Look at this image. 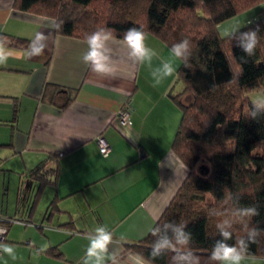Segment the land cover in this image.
Wrapping results in <instances>:
<instances>
[{
	"label": "crops",
	"instance_id": "1",
	"mask_svg": "<svg viewBox=\"0 0 264 264\" xmlns=\"http://www.w3.org/2000/svg\"><path fill=\"white\" fill-rule=\"evenodd\" d=\"M13 3L0 0V37L23 56L0 64V220H11L2 243L15 246L17 259L0 253V264H81L84 237L98 225L124 236L126 259L136 252L125 246L150 232L188 173L172 150L181 119L169 96L176 74L153 87L147 67L132 63L113 37L118 72L101 77L81 60L85 40L56 34L51 18ZM37 32L47 47L29 59ZM10 37L28 44L12 45ZM146 42L160 54L154 66L168 57L164 42L150 34ZM45 83L62 90L43 92ZM67 89L76 90L68 103ZM120 109L130 112L129 122L118 120ZM43 162L53 173L40 187L30 170ZM254 257L244 264H264Z\"/></svg>",
	"mask_w": 264,
	"mask_h": 264
},
{
	"label": "trees",
	"instance_id": "2",
	"mask_svg": "<svg viewBox=\"0 0 264 264\" xmlns=\"http://www.w3.org/2000/svg\"><path fill=\"white\" fill-rule=\"evenodd\" d=\"M262 2L14 0L13 3L17 10L51 18L56 34L81 40L101 27L113 29V37L122 40L125 31L135 26L169 48L185 38L191 41V67L185 68L180 61L175 84L169 91L181 108L172 150L188 173L155 225L186 223L201 264H213L208 257L219 238L216 223L221 217L213 215V211L228 212L237 206L258 208L259 215L253 218L251 226L261 229L262 235L258 243L250 246V255L264 257V113L252 118L248 114L252 100L247 96L250 90L264 88V14L250 18L239 29L258 30L260 44L253 56H247L234 39L219 32L221 22ZM257 9L256 12L264 11V6ZM8 43L26 46L28 40L10 37ZM50 89L58 91L62 87L45 83L43 92ZM67 91L68 103L76 90ZM200 161L205 166L196 168ZM52 173L45 162L30 170V176L40 187ZM10 222L0 220L7 228ZM243 235L242 227L236 224L229 243ZM153 239L149 232L141 240L127 244L125 250L148 257ZM153 264H170V260L165 256Z\"/></svg>",
	"mask_w": 264,
	"mask_h": 264
},
{
	"label": "clouds",
	"instance_id": "3",
	"mask_svg": "<svg viewBox=\"0 0 264 264\" xmlns=\"http://www.w3.org/2000/svg\"><path fill=\"white\" fill-rule=\"evenodd\" d=\"M56 28L60 24H55ZM239 26H234L226 31L230 39L236 41V46L242 49L247 56L255 55L257 46L260 44L258 30L239 31ZM113 40V29L101 27L87 34L85 42L86 51L82 53V62L89 69L101 77H115L118 72V61L114 58L111 41ZM47 36L43 32H37L27 49V58L31 59L43 55L47 47ZM147 35L142 28L130 27L123 37V45L127 49V58L134 64L146 66L149 70L152 86L158 87L163 82L177 73L175 62L183 63L185 68L191 67L192 44L187 38L172 44L167 58L160 59L158 65H153L154 58H159V52L149 47ZM23 58L16 50L7 47L6 38L0 37V64H5L9 59ZM243 60V58H241ZM249 115L256 118L258 114L264 113V97L257 98L251 102ZM213 215L221 217L216 223L218 239L215 240L209 261L213 264H244L245 261L255 260L250 255V246L256 244L262 235V230L251 226L254 217L259 215L256 206H237L228 212L213 211ZM239 224L244 235L237 237L234 243L233 228ZM3 231L0 230V235ZM154 238L149 251L145 257L141 253L129 254L126 259L122 252L121 242L114 233L105 225H98L92 231L86 233L88 241L82 257L81 264H153L159 258L168 256L170 264H201L200 255L194 251V243L191 231L187 230L186 223L166 222L157 223L150 230ZM0 253L12 260L17 259L15 246L0 243Z\"/></svg>",
	"mask_w": 264,
	"mask_h": 264
},
{
	"label": "rangeland",
	"instance_id": "4",
	"mask_svg": "<svg viewBox=\"0 0 264 264\" xmlns=\"http://www.w3.org/2000/svg\"><path fill=\"white\" fill-rule=\"evenodd\" d=\"M264 6V2H262L259 6L252 8L250 10H247L241 14H238L236 16H233L229 19L224 20L223 22L220 23L219 25V32L220 35L225 36L226 31L231 30L234 26H239L240 28L244 27L247 23L245 21V17H249V15L252 13L254 16L252 17V19L255 17H257V15H259L260 17L262 16V14H264V11H261V9H259V11H257L256 13V9ZM258 10V9H257ZM254 18V19H255ZM239 28V29H240ZM248 98H250L252 101L257 99V98H262L264 97V88H255L253 90L248 91L247 93ZM247 100L245 99V105H246ZM243 103V102H242ZM240 105H238L239 107ZM201 165L205 166V162L204 161H200L197 165L196 168L200 167ZM0 173H1V169H0Z\"/></svg>",
	"mask_w": 264,
	"mask_h": 264
},
{
	"label": "built area",
	"instance_id": "5",
	"mask_svg": "<svg viewBox=\"0 0 264 264\" xmlns=\"http://www.w3.org/2000/svg\"><path fill=\"white\" fill-rule=\"evenodd\" d=\"M117 118L122 124H125L130 121L131 114L126 109H120L117 113ZM97 143H98L99 150L102 154H107L109 152L110 146L103 137L99 136L97 138ZM0 230L3 231V234L0 235V243H2L6 238L8 228L5 224L0 223Z\"/></svg>",
	"mask_w": 264,
	"mask_h": 264
}]
</instances>
